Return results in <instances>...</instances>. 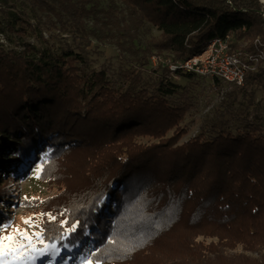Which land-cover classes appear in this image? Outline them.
Masks as SVG:
<instances>
[{
    "label": "trees",
    "instance_id": "trees-1",
    "mask_svg": "<svg viewBox=\"0 0 264 264\" xmlns=\"http://www.w3.org/2000/svg\"><path fill=\"white\" fill-rule=\"evenodd\" d=\"M263 10L262 0H0V220L17 197L10 160L17 172L45 146L39 179L62 190L22 198L43 206L45 242L100 264H264L254 88L264 90V59L182 143L195 98L174 76L204 77L170 67L227 34L232 51L257 52ZM92 40L118 50L112 74L95 67Z\"/></svg>",
    "mask_w": 264,
    "mask_h": 264
},
{
    "label": "rangeland",
    "instance_id": "rangeland-1",
    "mask_svg": "<svg viewBox=\"0 0 264 264\" xmlns=\"http://www.w3.org/2000/svg\"><path fill=\"white\" fill-rule=\"evenodd\" d=\"M10 3L21 4V0H9ZM106 4L107 0H102ZM21 7V6H20ZM33 22L35 19L32 20ZM43 27V26H42ZM155 34H159L160 31L157 28L153 29ZM43 34L46 39L51 42L72 43L68 34L59 31L57 28H43ZM34 41V37L31 38ZM91 50V58L94 60V65L97 69L101 67H107L111 74L115 72L119 67L118 50L111 43H100L96 40H92V43L88 46ZM165 61L164 58H160L159 61ZM158 61L157 57L152 58V65ZM175 81L185 85L190 83L195 98V105L187 113L183 125L187 126L189 132L181 139L180 143L187 141L189 138L200 132L203 122L211 117L215 111L221 106L226 92L229 91L232 86L226 82H218L212 78H194L189 80L183 76H174ZM256 93V105L258 104V114L264 116V90L260 87H254ZM146 141V140H145ZM49 147H42L39 153L31 155V160H25V164L21 165L19 170L15 171L16 160L11 159L9 168L14 172L13 175L17 177L10 180L6 186H10L17 197L15 202L6 203L9 206L10 219L0 220V229L4 225H10V227L0 230V236L14 235L19 239L18 232H27L29 235L32 233H42V223L44 218L43 206L39 203L33 206H26L23 203L24 198H38L44 200L50 196L58 194L62 187L57 183H46L39 179V173L37 170L41 166V162L44 159V153L49 152ZM22 199V200H21ZM108 198L105 203H108ZM112 209V208H110ZM31 218L35 227L25 224L24 221ZM43 240V238L41 237ZM35 245V251L32 249L23 250V259H13L12 257H6L5 259L9 264H100L96 263L88 257L86 254H76L73 248L68 247V243L59 245L56 242L41 243L39 240L33 239ZM49 248L44 252L45 255L39 257V249ZM78 248V247H77ZM76 248V249H77ZM67 254L69 258H63V255ZM72 259V261H69ZM2 264V262H0Z\"/></svg>",
    "mask_w": 264,
    "mask_h": 264
},
{
    "label": "built area",
    "instance_id": "built-area-1",
    "mask_svg": "<svg viewBox=\"0 0 264 264\" xmlns=\"http://www.w3.org/2000/svg\"><path fill=\"white\" fill-rule=\"evenodd\" d=\"M3 40V39H2ZM264 59V45L257 52L232 51L230 35L216 37L198 54L185 60L170 63L171 69L181 68L199 76L243 85L246 74ZM170 61V59H169Z\"/></svg>",
    "mask_w": 264,
    "mask_h": 264
},
{
    "label": "snow or ice",
    "instance_id": "snow-or-ice-1",
    "mask_svg": "<svg viewBox=\"0 0 264 264\" xmlns=\"http://www.w3.org/2000/svg\"><path fill=\"white\" fill-rule=\"evenodd\" d=\"M39 171V169L37 170ZM50 219H55L54 217H50ZM25 224H29L32 227L36 225L33 224L32 219L29 218L24 221ZM10 227V225H4L2 229H6ZM19 239L14 235L0 236V262L2 264H9V262L5 259L6 257H12L13 259H23V250L24 249H35V245L33 244V239L39 240L43 243L41 239L42 233H32L29 235L27 232H18ZM41 253L46 251V248H42L39 250Z\"/></svg>",
    "mask_w": 264,
    "mask_h": 264
},
{
    "label": "bare ground",
    "instance_id": "bare-ground-1",
    "mask_svg": "<svg viewBox=\"0 0 264 264\" xmlns=\"http://www.w3.org/2000/svg\"><path fill=\"white\" fill-rule=\"evenodd\" d=\"M52 244H53V243H52ZM48 248H49V245H48V247L46 248V250H47ZM39 250H40V249H39ZM39 250H38V252H39V257L42 256V258H43V255H45V254H44V252L41 253Z\"/></svg>",
    "mask_w": 264,
    "mask_h": 264
},
{
    "label": "water",
    "instance_id": "water-1",
    "mask_svg": "<svg viewBox=\"0 0 264 264\" xmlns=\"http://www.w3.org/2000/svg\"><path fill=\"white\" fill-rule=\"evenodd\" d=\"M263 2H264V0H262ZM262 13H263V16H264V10L262 11Z\"/></svg>",
    "mask_w": 264,
    "mask_h": 264
}]
</instances>
